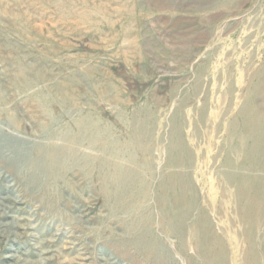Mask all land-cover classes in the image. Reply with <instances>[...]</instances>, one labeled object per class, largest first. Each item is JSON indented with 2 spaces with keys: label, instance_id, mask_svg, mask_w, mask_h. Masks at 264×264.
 <instances>
[{
  "label": "rangeland",
  "instance_id": "374dc122",
  "mask_svg": "<svg viewBox=\"0 0 264 264\" xmlns=\"http://www.w3.org/2000/svg\"><path fill=\"white\" fill-rule=\"evenodd\" d=\"M66 1L0 0V264H264V0ZM81 120L148 148L126 210L106 148L26 180Z\"/></svg>",
  "mask_w": 264,
  "mask_h": 264
},
{
  "label": "bare ground",
  "instance_id": "6f19581e",
  "mask_svg": "<svg viewBox=\"0 0 264 264\" xmlns=\"http://www.w3.org/2000/svg\"><path fill=\"white\" fill-rule=\"evenodd\" d=\"M66 3H68L66 0H62V6H69L66 5ZM90 122L92 124L81 120V122L76 123L75 131H66L65 133H60L59 137L61 138V141L66 143V148L45 151L46 154L42 153L40 158L35 159L32 162H28V176L26 175L25 178L38 189L43 188V185L47 183V190L50 191L52 188L51 183L53 179L61 178V174L66 170L67 167H85V165L82 163L83 155H80L78 151V148L82 146V144H86V147L89 150L94 149V151L97 149L106 148L109 150L107 152L108 156L117 161L122 160L124 156L126 159H123L126 160V164L124 166L118 165L117 163L113 165L112 162L99 164V169L101 168L102 170H105H101L103 173L99 175L100 185L108 196V199L105 198L104 200H108V203L113 201L114 203L118 204V206L121 207H118V209L121 211L123 209L126 210L134 197V194L131 195V193H133V185L138 183V181L143 178V183L146 186H149L147 181L150 177H152V172L154 170L150 160L144 158L145 154L148 155V148H143L141 142L133 137L132 139L129 138L128 143H122L124 152H122L121 146H118V148L113 146L110 149V147H106L107 143L105 140V135H107V132L105 130H100L95 122ZM145 142L149 143L148 141ZM134 159L135 161L133 163ZM96 165L97 164L95 161L92 160L87 170H89L91 173H95L97 176L98 172L96 169L98 167ZM38 177H41L42 181H40ZM159 187L164 191L161 195L165 194V191L170 190L173 192L171 201L169 202L170 209L174 213L172 217L176 220V222H182L178 217V212H187L185 207L182 205V195H185L188 191L185 187H182L181 183L179 182V176H170L168 179H165V181L161 183ZM50 193L51 191L48 193V195H50ZM165 198L166 196L164 195V199ZM51 200V198H48V202ZM7 258L11 259V256L8 255Z\"/></svg>",
  "mask_w": 264,
  "mask_h": 264
}]
</instances>
